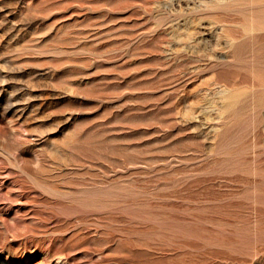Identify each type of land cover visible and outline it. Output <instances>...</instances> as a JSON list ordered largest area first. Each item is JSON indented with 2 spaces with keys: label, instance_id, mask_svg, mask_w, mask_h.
<instances>
[{
  "label": "rangeland",
  "instance_id": "1",
  "mask_svg": "<svg viewBox=\"0 0 264 264\" xmlns=\"http://www.w3.org/2000/svg\"><path fill=\"white\" fill-rule=\"evenodd\" d=\"M0 264H264V0H0Z\"/></svg>",
  "mask_w": 264,
  "mask_h": 264
}]
</instances>
